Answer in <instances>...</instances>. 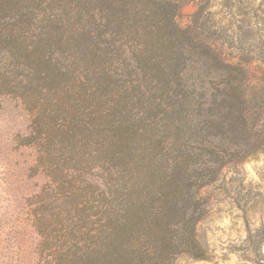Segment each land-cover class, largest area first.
Here are the masks:
<instances>
[{
  "label": "trees",
  "instance_id": "trees-1",
  "mask_svg": "<svg viewBox=\"0 0 264 264\" xmlns=\"http://www.w3.org/2000/svg\"><path fill=\"white\" fill-rule=\"evenodd\" d=\"M240 3L234 25L236 13L221 15L211 0H198L185 24L177 0H0V94L32 113L26 145L42 149L40 165L64 194L48 263L206 258L198 233L205 190L224 167L264 155V0ZM61 59L82 75L103 69L95 75L100 103L91 76L80 83ZM86 116L94 133L114 134L107 150L137 158L145 140L157 162L156 173L129 179L121 195L109 187L115 199L93 212L79 204L87 192L68 164ZM243 242L245 258L264 264V223Z\"/></svg>",
  "mask_w": 264,
  "mask_h": 264
},
{
  "label": "rangeland",
  "instance_id": "rangeland-1",
  "mask_svg": "<svg viewBox=\"0 0 264 264\" xmlns=\"http://www.w3.org/2000/svg\"><path fill=\"white\" fill-rule=\"evenodd\" d=\"M177 1L181 5L178 19L183 24L190 22L198 8V0ZM211 1L214 10L220 11L221 15L236 13L234 25L242 19L244 11L239 13L238 6L245 0ZM226 51L237 59H248L246 53L240 55L235 48ZM60 65L70 75L74 72L71 63L61 59ZM102 70L89 66V72L84 75L78 69L72 74L80 78V83L87 75L91 76L96 104L100 100L96 94L98 79L95 75ZM33 119L19 98L0 94V264H50L47 259L52 253V236L60 234L61 219H64L61 210L64 194L61 195L40 165L42 149L36 144L26 145ZM92 121L90 116L83 117L88 130L77 132L78 154L68 164L76 172V168L80 169L78 175L87 192L86 197H79V204L92 208L93 212L96 205L106 208L107 202L115 197L109 196V187L119 189L121 195L123 184L129 183V179L149 170L156 173L157 162L151 163L153 157L149 156L145 140L137 158L119 157L114 151L107 150L108 143L116 139L114 134L110 131L107 137V132L100 133L99 128L94 133ZM38 158L39 163H36ZM100 177L108 186L101 183ZM204 195L208 214L199 225L198 233L206 258L178 257L175 264H253L242 254L243 240L249 227L264 223V155L242 166L224 167L217 183L206 189Z\"/></svg>",
  "mask_w": 264,
  "mask_h": 264
}]
</instances>
